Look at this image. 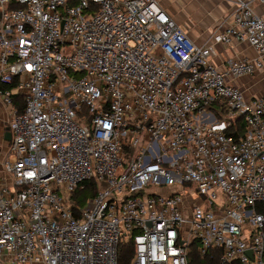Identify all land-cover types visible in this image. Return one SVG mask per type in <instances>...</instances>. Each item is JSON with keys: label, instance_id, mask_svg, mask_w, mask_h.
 Returning <instances> with one entry per match:
<instances>
[{"label": "built area", "instance_id": "1", "mask_svg": "<svg viewBox=\"0 0 264 264\" xmlns=\"http://www.w3.org/2000/svg\"><path fill=\"white\" fill-rule=\"evenodd\" d=\"M253 2L198 46L156 0H0V264H121L130 243L127 264H191L195 242L264 264V98L231 83L264 68ZM215 44L259 57L223 71Z\"/></svg>", "mask_w": 264, "mask_h": 264}, {"label": "crops", "instance_id": "2", "mask_svg": "<svg viewBox=\"0 0 264 264\" xmlns=\"http://www.w3.org/2000/svg\"><path fill=\"white\" fill-rule=\"evenodd\" d=\"M159 5L176 21L198 46L212 44L213 35L225 31L233 24V14L238 0H156ZM255 11L264 13V2L254 0ZM213 64L221 70H226L231 59H257L259 53L247 44H235L225 47L214 45ZM236 87L241 88L250 98H264V68L254 74L231 79ZM11 112L0 100V161L1 154L8 148L6 134L9 132L8 121Z\"/></svg>", "mask_w": 264, "mask_h": 264}, {"label": "trees", "instance_id": "3", "mask_svg": "<svg viewBox=\"0 0 264 264\" xmlns=\"http://www.w3.org/2000/svg\"><path fill=\"white\" fill-rule=\"evenodd\" d=\"M14 99V106L18 110L19 113H22L25 109V99L22 95L16 94L13 97ZM211 109L215 111L218 116L224 117L226 115V108L225 105L219 102L211 105ZM244 132V123L241 119H237L234 123L232 129L228 131L229 135L235 136L237 138L238 134ZM98 184L96 181L91 180L86 182L83 188H78L72 197V201L74 203V208L84 207L86 202L93 198L98 192ZM258 211L264 215V204L260 205ZM134 253L133 245L130 244H123L122 248L120 249V259L121 264H127L128 258L132 256ZM221 251L218 249L211 250L206 256H201L198 253V243L192 246L189 251V259L191 264H220L221 259Z\"/></svg>", "mask_w": 264, "mask_h": 264}, {"label": "water", "instance_id": "4", "mask_svg": "<svg viewBox=\"0 0 264 264\" xmlns=\"http://www.w3.org/2000/svg\"><path fill=\"white\" fill-rule=\"evenodd\" d=\"M11 139V134H10V132H8L7 134H6V140H10Z\"/></svg>", "mask_w": 264, "mask_h": 264}, {"label": "rangeland", "instance_id": "5", "mask_svg": "<svg viewBox=\"0 0 264 264\" xmlns=\"http://www.w3.org/2000/svg\"><path fill=\"white\" fill-rule=\"evenodd\" d=\"M0 147H2V145H1ZM1 155H2V156H1V159H2V160H1V161L5 160L6 157H7L6 154L3 153V154H1Z\"/></svg>", "mask_w": 264, "mask_h": 264}]
</instances>
